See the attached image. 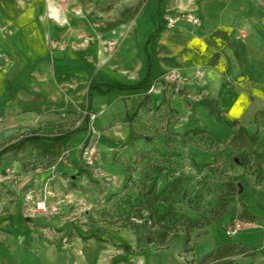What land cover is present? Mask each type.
Wrapping results in <instances>:
<instances>
[{
    "label": "crops",
    "instance_id": "obj_1",
    "mask_svg": "<svg viewBox=\"0 0 264 264\" xmlns=\"http://www.w3.org/2000/svg\"><path fill=\"white\" fill-rule=\"evenodd\" d=\"M143 1L141 6L127 0L121 18L99 21L87 11L94 9V1L0 0V104L10 110V133L27 131L26 137L40 138L47 152L26 145L50 160L28 169L22 158L26 145L0 156L1 181L16 199L13 204L4 202L0 212V264H68L64 254L54 257L51 250L33 248L23 203L27 187L35 191L48 180L67 190L65 174L78 172L75 156L89 137L98 138L96 149L108 154L101 160H113L117 153L139 145L148 114L154 115L157 108L169 114L174 133L188 127L192 115H211L205 101L237 123L259 120L258 111L264 108V0H163L165 5L157 0L155 25L160 24V35L155 36L154 48L149 47L151 40L141 50L131 34H124L132 25V12L146 10L149 0ZM99 38L117 45L108 53ZM174 71L184 80L179 91L160 80ZM107 85L122 88L106 92ZM86 98L95 119L74 130L76 116L66 113L61 118L58 112ZM186 116L188 122L179 127L177 120ZM158 139L155 142L161 143ZM53 144L73 161L51 158ZM8 169L13 173L10 180ZM43 201L49 205L51 197Z\"/></svg>",
    "mask_w": 264,
    "mask_h": 264
},
{
    "label": "rangeland",
    "instance_id": "obj_2",
    "mask_svg": "<svg viewBox=\"0 0 264 264\" xmlns=\"http://www.w3.org/2000/svg\"><path fill=\"white\" fill-rule=\"evenodd\" d=\"M85 1L89 5L94 1V9L87 11L99 21L121 18L129 4L127 0ZM156 1L146 2L143 14L144 8L132 12V25L124 36L131 34L138 49L144 50L151 40L149 47L154 48L155 36L160 35L161 26L155 25ZM132 3L143 6L144 1ZM161 4L165 5L163 0ZM99 41L108 53L117 45L114 40ZM172 87L176 90L177 86ZM203 104L211 115H192L189 126H181L179 133L170 131L169 114L155 109L154 115L148 114L139 145L117 153L113 160H101L108 154L99 153L98 138L89 137L75 156L78 172L65 174L67 190L50 182L47 212H35L34 203L25 197L22 206L30 220L33 248L42 253L51 250L54 257L64 254L68 264H264V108L258 111V121L247 119L234 126L230 124L235 120L220 116L214 103ZM89 111L86 98L58 114L61 118L74 114L72 127L78 130L90 125L92 120L85 115ZM9 112L6 103L0 104V151L18 145L29 134L10 133ZM187 116L177 120L179 127L188 122ZM239 125L249 135L258 134L256 144L234 138ZM157 138L161 143L155 142ZM51 146V158L73 161L66 150ZM22 158L28 169L50 161L30 145L25 146ZM108 163L121 165L104 167ZM1 180L0 173V212L4 202L16 200ZM33 194L34 200L44 196V189ZM217 215L224 216L205 225ZM149 238L153 243H148ZM225 242L237 246L221 251Z\"/></svg>",
    "mask_w": 264,
    "mask_h": 264
},
{
    "label": "built area",
    "instance_id": "obj_3",
    "mask_svg": "<svg viewBox=\"0 0 264 264\" xmlns=\"http://www.w3.org/2000/svg\"><path fill=\"white\" fill-rule=\"evenodd\" d=\"M54 2H58L61 4H65L67 2V0H52ZM189 19L195 24V25H199L200 24V20L192 15H188ZM170 25L172 24V22L169 23ZM110 46H114L113 43L110 44ZM114 49V48H111ZM198 76H200V73H197ZM161 81L165 82L166 84H168L169 86H177L176 87V91L180 90V86L183 85L184 80H182V78L180 77V74L178 71H174L171 73H168L167 75H165L164 77L160 78ZM152 91V89L150 90ZM85 115H87L90 120H94L95 119V114H93L92 112H87ZM93 153V152H92ZM91 153V154H92ZM89 164L92 165L93 162L91 161V158H89ZM7 179H11V171L7 170ZM44 189V194L45 196H51L52 195V191L49 190L50 188V184L49 181L45 184V186L43 187ZM26 200L27 201H31L34 202V210L35 212L38 213H45L47 212V205L43 200L40 201H34V194L33 191L29 192V194L26 196ZM241 225H238L237 228H240Z\"/></svg>",
    "mask_w": 264,
    "mask_h": 264
},
{
    "label": "trees",
    "instance_id": "obj_4",
    "mask_svg": "<svg viewBox=\"0 0 264 264\" xmlns=\"http://www.w3.org/2000/svg\"><path fill=\"white\" fill-rule=\"evenodd\" d=\"M114 87H116V88H122L121 86L107 85L105 91L106 92H109ZM236 124H237V122H235V124H230V125L236 126ZM257 136H258L257 133L254 134V135H249L248 132H247V130L244 127L240 126V125L234 131V138L235 137H239L240 139L247 138L249 141L252 142V144H256V142H257ZM40 140L41 139L40 138H37V137H26V138L22 139L18 145H16V146L12 145V146H8L7 148H4L2 151H0V156L3 155L4 153L8 152V151L15 150V149H18V148H22L27 143L30 144V145H32V146H34V147L43 148V150L45 152H47L46 147L42 145V143L40 142ZM246 163H247V160L245 161V163L243 165L244 166H247ZM223 216L224 215H222V216L217 215L212 220H208L205 225H210L212 222H216L219 218H221ZM148 243H150V244L153 243L152 238H149L148 239ZM235 246H237V244L235 242H230V243L224 244V246L221 248V251L233 250L235 248Z\"/></svg>",
    "mask_w": 264,
    "mask_h": 264
},
{
    "label": "water",
    "instance_id": "obj_5",
    "mask_svg": "<svg viewBox=\"0 0 264 264\" xmlns=\"http://www.w3.org/2000/svg\"><path fill=\"white\" fill-rule=\"evenodd\" d=\"M237 162V161H236Z\"/></svg>",
    "mask_w": 264,
    "mask_h": 264
}]
</instances>
